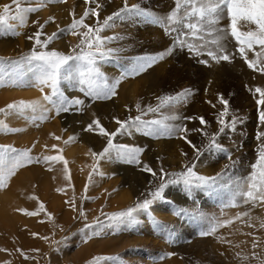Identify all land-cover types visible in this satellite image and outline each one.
Wrapping results in <instances>:
<instances>
[{
  "label": "rangeland",
  "instance_id": "rangeland-1",
  "mask_svg": "<svg viewBox=\"0 0 264 264\" xmlns=\"http://www.w3.org/2000/svg\"><path fill=\"white\" fill-rule=\"evenodd\" d=\"M111 2L113 3V0H96V3L100 5L97 9L99 12V21L97 17L89 15V17L85 19V23L93 28L102 26L104 19L114 13L112 12ZM128 2L129 5L139 4L142 9L150 13L151 17H165L174 9V0H170L165 5L162 4L163 2L160 3L161 1L159 0H128ZM40 3H42V0H22L21 6L37 8V6L41 5ZM96 3L85 4L83 11H87L90 7L95 8ZM11 4L12 0H0V14H2L4 5ZM54 4L61 3L54 2L52 5ZM152 9H154V11ZM75 10L76 9L73 8L71 12L75 13L76 19H80L84 12L81 14L79 11L77 12V10ZM36 12L37 11L27 14L26 26L23 27L19 26L18 21L10 20L9 23L15 29L14 32L0 29V43L6 42L9 48L8 51L11 52L13 56L8 59L4 56L1 59L5 63L0 65V79L3 87H11L16 91L25 90L24 92L36 91L41 95L43 100V96L46 93L50 94V89L45 87L44 91L41 92L38 87L32 85L34 73L28 71V66L26 64H21L17 67L12 62L22 61L23 57L29 55L34 48L39 51L55 50L63 54H72L71 50L75 48L77 52H79L80 49L77 45H80L82 37L79 35H70L61 31V29H67L71 25L73 20L72 15V19L69 18L70 16H66V18L63 16V19L55 18V21L52 22L50 20L51 16L37 17ZM156 13L160 14L157 15ZM11 14H15L14 5L12 6ZM37 21L38 23H36ZM116 21L120 22L119 19ZM138 21H143V18L137 17L135 23H130L129 21L122 22L123 25L118 23L119 27L122 25L120 29L122 28L123 31L126 29L127 25L133 24L132 30L124 32L120 30V34L111 36H120L122 37L121 40L111 43L106 40V47L122 48L123 51L119 53V59H113L102 64H112L120 75L131 66L136 57L157 55L165 52L169 47H173V39L176 36L175 32H173L172 35H166L161 26L150 22H144V26H138ZM228 25L229 21L224 19L221 21L220 27H226ZM41 26H43L42 31ZM139 27L142 31L137 30ZM145 27H150L148 31L155 34H146L143 39L140 33L144 31ZM251 27L253 29L255 28L254 25ZM154 28L158 30L154 31ZM106 29L107 28L99 33L101 37L107 38L104 33ZM247 30V28H242V31ZM38 31H41L40 39L42 41H47L48 37L52 36L53 33L57 34V38H54L48 44L47 49L38 48L34 38V34ZM77 31L84 32L86 29L78 28ZM180 31L181 39H186L187 42L196 45L200 44L199 40H193L190 35L185 37L184 33L187 32V29H181ZM29 37H33V39H29ZM225 44L227 46V51L233 54L231 63L225 61L216 63L207 56L206 51L201 55H196L195 52H191L187 46L183 48H174L172 54L167 56H169V59L175 61L174 63L178 65L179 63L182 64V66L179 65L178 67H185V73L175 70L172 72L170 79L176 80L175 82L185 81L181 87L182 90H179L181 88L177 89L179 90L178 92L184 89H191L195 97L198 95L197 99L199 100H195L196 103L198 102L196 108L200 111L199 108L203 107V114L189 116L198 117L202 115L208 122V126L205 129L206 131L214 133L218 130L219 126L216 122V116L223 110V105L219 103L220 95L228 101L229 117L226 119L230 120L233 116L239 118L240 122L236 124L235 130L230 128L226 129L225 133L218 137V142L229 150L232 160L235 161V165L229 170L230 179L222 181L218 186L210 190H193L191 197H194V200L189 197L182 184L169 185L164 190L165 199L154 200L147 212L138 210L134 213L135 220L133 222L125 220L120 223H115L110 221L108 217L112 214L125 212L135 207L138 202L146 198L152 199L149 193L155 190L161 181L159 179H154L150 173L142 171L141 168L144 165L151 167L159 174L161 167L168 173H179L184 170L183 166L185 164H191L194 160V155L193 149L189 144L187 145L186 143V147H165L167 140L170 141L177 138L162 137L155 139L135 131L132 132V135L120 134L115 137V144L136 146L143 149L140 156L141 164L137 166L136 164H129L123 160H118L113 153L111 157L100 160L97 166L98 171L94 172L93 165L95 164V158L91 153L103 151L107 146V138L99 135L98 129L90 133L85 131V128L88 124L98 119L108 132H115L119 127L115 122L116 119L123 121L129 116L135 117L138 114L136 106L135 108L130 106V111L128 109L130 107H127V105L123 108H120L118 105L122 97L123 99L126 98V94L121 97L117 91V94L110 99L93 100L79 91V85L64 82L60 87L65 92V95L69 98H79L83 100L84 104L82 106L74 107L71 111L61 113L60 115H57L55 111H53V113L50 111L47 113L46 119L39 118L42 115L39 111L36 113H28L25 111L21 116L12 110H8L7 112L10 114L7 116L13 115L14 117H9V123L5 121L4 118L2 120L5 127L0 129V146L15 148L19 151H28L34 159L39 158V162H34L17 169L15 174L8 179L7 186L0 188V199H2L0 203V212H5L6 210L5 213L8 215L13 213L12 219L0 221V229L2 226L0 233H3L0 234V249L6 250L0 251V264H232L233 262L237 264H260L259 260L253 258V253H256L260 257L258 251H253V248H250L247 253L240 254V257L247 256L249 258L248 260H243L238 256L235 257L236 259L227 256L224 250V242L226 239L223 227L219 228L214 234L201 236V232L207 231L213 223L220 222L219 216L223 215L226 210L235 208L230 206L233 191L235 189L233 181H240L242 178H247L251 175V165L254 164L258 158L257 149L262 142L256 137L258 133L264 132V125L259 121V112L261 108L256 104L258 94L254 97L252 93H250L247 95L248 97L244 96L243 98L241 92L235 88V80L232 79V75L226 73L227 75L223 76L222 73H224L223 69L225 68H229L230 70L235 67L246 79H248L247 75H250L252 77V83L260 87H264V74L253 71L247 67L246 63L239 55L238 46L234 38L229 37V39L225 41ZM209 47L211 48L212 46L209 45ZM14 49H16V51ZM255 51H260L258 46ZM248 56L250 59H255L254 52H248ZM201 61H208V63H201ZM185 63L190 66H184ZM152 67H154V65ZM191 69L192 71L194 70V76L193 73L189 72ZM101 70L105 73L104 69L101 68ZM148 72L149 68L144 73L148 74ZM168 74L169 71L167 75ZM105 75L107 76L106 73ZM218 76L221 79H219ZM18 78L20 80L19 83H17ZM134 79L135 76H129L125 79L126 82L122 81V83L125 84V88L131 89L145 84V82L135 83ZM210 80L215 84L208 87L207 83L208 81L211 83ZM227 83H229V85ZM167 87L168 86L164 88L163 91L165 92H163L160 97L175 95L177 93V90L172 92L169 88L170 86ZM222 88H224V90H222ZM215 93L216 95L213 96ZM239 97L242 98L240 99ZM247 98L251 100L248 101ZM20 101L31 102L28 99H20ZM137 101H140L139 103L142 108H146L148 105L156 107L157 104L160 103L159 100H151L149 94L143 100ZM208 101L212 103L209 104ZM18 103L13 102L11 104ZM43 103L47 108L51 107V105H48L46 102ZM202 103L204 105H202ZM245 103H247L248 106H245L247 105ZM212 104H215L216 107H212ZM247 107H250L251 110L253 108V110L251 111ZM244 108L247 109L245 110ZM5 110H7V106ZM121 114L123 116H120ZM169 114L170 112L167 108H162L159 113H149L145 115L143 119H163L164 116ZM33 116L37 118L33 120ZM180 116L182 118L189 117L186 114ZM181 123L186 124L189 129L202 127L198 120L188 121L182 119ZM45 129L46 132H44ZM42 136L47 137V139H43L37 147ZM53 136L60 137L58 141L62 144L61 147H55L50 144V142L53 143ZM85 136L92 137L94 141L84 140ZM25 137L27 138L25 139ZM71 137H76V139L70 140ZM98 137L103 141V144L97 145ZM188 139L197 145H200L202 140L204 143H207V141L202 138L201 133L195 131L188 134ZM26 140L30 144H27ZM66 141L67 143H65ZM159 145H161V147H159ZM172 148H174V150ZM182 152L187 153V156H182L183 163L180 164L177 162L179 161L177 158L179 153L182 155ZM68 153H72V161H79L80 164L77 169L87 171L84 181L85 185L81 195H76L75 191L71 188H69V190L70 192L73 190V193H68L73 195H68V193H66L68 191L67 187L62 185L63 182V184H66V182L67 184L73 182L74 176L68 159L67 173L64 172L63 162H45L43 159L46 156L57 155H62L66 159ZM84 154L87 156H84ZM226 155V153L212 154L205 151L204 154L199 157V160L196 161L195 171L205 176H214L218 174L225 165L231 163V161L225 158ZM173 161H176L178 165L177 163L174 165ZM179 166L181 167L179 168ZM121 167L130 168L129 175L119 170ZM210 172L213 174H210ZM90 175L92 177L91 182H89ZM81 176L80 174L79 177L81 178ZM124 176H127L128 179H124ZM61 181L62 183H60ZM58 182L61 184V188L65 190L64 194L58 192V190L54 188L58 187ZM55 184L57 186H55ZM91 184H97V187L99 185L104 186L105 188L102 187V189H105H103V191L107 194L106 198L102 199L92 194L86 195L87 191H85V189L88 190V188L85 186ZM111 184H113V186L108 190ZM41 185H48L50 192H44L40 189ZM26 190L29 192L27 193ZM41 191L46 193L45 196L47 197L44 198ZM19 193L23 195L19 196ZM55 194L59 195L57 196ZM10 197L11 199H9ZM33 197L36 199H33ZM18 198L20 200H18ZM72 200L75 202L76 211H73L71 205L66 203V201ZM2 201H7L8 204L10 203L11 205L7 204V206H10V209L6 204H3ZM40 203L45 205V210L41 211L39 209ZM237 204L238 206H236V208H240L243 212L249 211V214L251 212L254 213V211L256 213L261 212L264 208V202L260 201L244 204L241 200L238 201ZM4 205L7 208H4ZM21 207L23 210L29 212L35 211L38 214L36 216H27L20 211ZM181 208L189 210L195 209L202 213V215L196 218L186 217L178 214ZM80 211L85 212L87 220L80 217ZM49 214L52 219H49ZM0 216L2 217V215ZM14 216L21 219L13 220ZM98 218L104 226L96 224ZM1 219L2 218H0V220ZM86 224H91L93 227L86 228ZM254 228L260 229L261 227L255 226ZM261 230L264 232V228H261L260 231ZM11 231H13V234ZM93 232L97 234L93 235ZM169 233H172L171 237ZM21 252H23L24 255H21ZM168 253H174V255L168 257ZM98 257L101 259L97 262L96 258Z\"/></svg>",
  "mask_w": 264,
  "mask_h": 264
},
{
  "label": "snow or ice",
  "instance_id": "snow-or-ice-1",
  "mask_svg": "<svg viewBox=\"0 0 264 264\" xmlns=\"http://www.w3.org/2000/svg\"><path fill=\"white\" fill-rule=\"evenodd\" d=\"M58 3H66L67 0H55ZM84 3H96V0H84ZM22 0H12L11 5H4L2 8V14H0V29L4 31H15L12 25L9 23L10 20L18 21L19 26H26L27 14L38 11L35 7H22ZM15 6V14H11L12 6ZM46 5V0H42V5ZM100 5L96 3L95 8H89L83 13L80 19L75 18V13H72L73 20L71 25L67 29H61L70 35H79L82 37L80 45L77 47L80 49L79 52L74 48L72 54H63L55 50L39 51L34 48L29 55L23 57L22 61L12 62L14 65L19 67L21 64L28 66V71L34 73L32 85L38 87L41 92L47 87L50 89V94L46 93L43 96V101L50 108L45 107V104L40 101L24 102L20 101L18 104H10L7 106V110L0 109V113L7 114L8 110H12L18 115H23L25 111L31 110L32 113L40 112L42 115L40 119H46L47 113L55 111L57 115L66 113L77 106H82L84 101L79 98H69L65 95V92L60 87L64 82L69 84L79 85V91L82 92L86 97L93 100H107L117 94V87L120 82L129 76H138L145 72L148 68H151L158 61L165 59L167 55H171L174 48H183L185 46L191 52H195L196 55H201L206 51L207 56L212 61L220 63L221 61L232 62L233 54L227 51L225 41L229 37L234 38L240 57L244 60L247 67L253 71H258L264 74V0H174V9L167 14L165 17H151L150 13L142 9L139 4L129 5L128 0H123V6L113 14L107 16L102 26L93 28L92 26L85 23V19L89 15L97 17L99 21L98 8ZM137 17L143 18L142 22H150L155 25L161 26L166 35H172L173 32L176 36L173 39V47H170L165 52L157 55H145L136 57L131 66L120 75L114 82L109 83L108 77L101 70V65L104 62H109L113 59H119V53L123 51L122 48H110L106 47L107 42H115L121 40L122 37H101L99 33L105 28H112L115 26V21L119 19L120 22L131 21L136 22ZM227 19L229 25L226 27H220L221 21ZM52 22L55 21L54 17H50ZM111 22V23H110ZM38 23V21L36 22ZM254 25L253 29L251 26ZM43 26H41L42 31ZM78 28L86 29L84 32L77 31ZM242 28H247V31H242ZM181 29H187L184 33L185 37L191 36L193 40H199L200 44L187 42L186 39H181ZM41 31L34 34L35 44L38 48L47 49L48 44L57 38V34L53 33L52 36L48 37L47 41L40 39ZM33 39V37H29ZM209 45L212 47L210 48ZM259 47L260 51H255L256 47ZM248 52H254L255 59H250ZM5 63L0 60V65ZM201 63L207 64L208 61H201ZM19 78L17 83H19ZM249 91L255 97L256 104L260 106L261 111L259 112V121L264 125V87L256 86L250 88ZM192 94L191 89H184L176 93L175 95H165L158 97L160 101L156 107L148 105L146 108H142L138 103L136 105L137 115L135 117L129 116L126 120L116 119L115 122L119 125L115 132H108L100 123V121L94 120L88 124L85 128L87 132H94L98 129V134L107 138V146L103 151L96 153L92 152L91 155L95 158V164L93 165V171H98L99 161L105 158H109L112 154H115V158L123 160L129 164H141L140 156L143 149L136 146L128 145H117L114 143V139L117 135L127 134L132 135V132H139L144 136L152 137L155 139L159 138H177L184 140L193 149L194 160L191 164H185L184 170L179 173H168L162 167L160 168L159 174L154 171L151 167L144 165L141 170L148 172L154 179H159L161 183L158 187L149 193L152 199H144L138 202L133 208L128 209L125 212L109 215V220L115 223L123 221L133 222L135 220L134 213L138 210L147 212L150 205L154 200H164V190L169 185L182 184L186 193L190 198L191 193L195 189H212L218 186L222 181L230 179L229 170L235 165V161L232 160L231 153L229 150L218 142V137L225 133L226 129L235 130L236 124L239 118L233 116L230 120L226 119L229 117V106L228 101L224 99L222 95L219 96V103L223 105V110L216 116V122L218 124L217 132L210 133L206 131L208 122L203 116L198 117H181L176 114V109L183 104H186ZM208 103H212L208 101ZM212 107H216L212 104ZM162 108H167L170 112L169 115L164 116L163 119H150L145 120L143 117L149 113H159ZM37 117L33 116L35 120ZM188 121H199L202 126L200 128L189 129L186 124L175 123L180 120ZM5 125L0 122V129H3ZM192 131L199 132L202 138L207 141L204 143L203 140L200 145L193 143L188 139V134ZM261 140V144L257 149L256 162L251 165L252 172L247 178H242L240 181H233L235 189L233 191L231 207L238 206V201H243L244 204L249 202L260 201L264 202V132H260L256 137ZM57 140L60 137H56ZM76 137H71L70 140H75ZM67 143V141L65 142ZM207 151L209 153H226L225 158L231 161L230 164L224 166V168L218 174L214 176H205L198 174L195 171L196 161L199 157ZM187 156V153H181ZM45 162L57 161L63 162L64 172H68V161L62 156H46L43 158ZM38 163L39 158H33L28 151H19L15 148L0 146V188L7 186L8 179L15 174L17 169L25 167L32 163ZM51 170V169H49ZM91 175L89 176V182H91ZM70 182V181H69ZM87 188V186H86ZM59 191V190H58ZM33 199H36L33 197ZM72 207L73 211H76L74 200L66 201ZM41 211L45 210L43 203L39 204ZM21 211L27 216H36L38 213L35 211L29 212L21 209ZM178 214L196 218L202 215L198 210H189L186 208L179 209ZM79 215L81 218L87 220V216L84 211H80ZM249 213L244 211L238 213L234 219L242 220L243 217H248ZM49 219H52L49 214ZM233 219L220 221L213 223L211 227L201 232V236L214 234L219 228L231 225ZM96 224L102 225L99 218ZM111 226V225H107ZM251 226V225H250ZM86 228H92L93 225L86 224ZM260 227L264 228V221L261 222ZM97 233L93 232V235ZM36 235V234H33ZM170 237L172 233H169ZM46 239V238H45ZM228 243H231L228 241ZM258 242L254 239L253 248L258 247ZM239 247V245H236ZM0 251H6L0 249ZM21 255H24L21 252ZM168 257L174 255V253H168ZM253 258L259 260L260 264H264V259H261L256 253H253ZM240 257V254L237 253ZM27 258V257H25ZM243 260H248L247 256L240 257ZM101 258H96L98 262ZM111 259V258H107ZM118 259V258H117Z\"/></svg>",
  "mask_w": 264,
  "mask_h": 264
},
{
  "label": "bare ground",
  "instance_id": "bare-ground-1",
  "mask_svg": "<svg viewBox=\"0 0 264 264\" xmlns=\"http://www.w3.org/2000/svg\"><path fill=\"white\" fill-rule=\"evenodd\" d=\"M6 1V0H5ZM130 1V0H129ZM158 1V0H157ZM159 1H161L160 3H162V4H166L167 2H169L170 0H159ZM55 2V0H46V5L45 6H41L42 5V3H40L41 5L40 6H37V8H39V10L36 12V14H37V17L38 16H41V17H46V16H51V17H54V18H58V19H63V16H64V18H66V16H70L69 18H71V9H76L77 10V12L79 11L81 14L84 12L83 11V9L85 8V3H84V0H67V2L66 3H61V4H54V5H52L53 3ZM98 2V1H97ZM31 3H33V2H31ZM132 3V2H131ZM140 3V2H139ZM159 3V4H160ZM30 5H32V4H30ZM109 5H110V3H109ZM35 6V5H34ZM111 6H112V12H115V11H118L120 8H121V6H123V0H113V3L111 2ZM159 6V5H158ZM161 6V5H160ZM160 9H161V7H160ZM163 9H164V7H163ZM75 10V11H76ZM153 11H154V9H152ZM82 11V12H81ZM110 12V11H109ZM111 12V13H112ZM79 13V14H80ZM154 13V12H153ZM164 13V12H163ZM162 13V14H163ZM80 14V15H81ZM157 14V13H156ZM158 14H160V13H158ZM157 14V15H158ZM62 16V17H61ZM36 17V18H37ZM72 19V18H71ZM70 19V20H71ZM135 19H137V18H135ZM69 21V20H68ZM64 22H65V20H64ZM130 23H133V22H131V21H129ZM66 23V22H65ZM115 23V26L114 27H112V28H107L106 30H105V36L106 37H111V36H113V35H117V34H120V30H122V28L120 29V27L123 25L122 24V22H118V21H115L114 22ZM118 23H120V24H122V25H120V27L118 26ZM126 24V23H125ZM128 24V23H127ZM138 26H144L145 25V23L144 22H142V21H138ZM132 27H133V24H129V25H127L126 26V29L124 30V31H128V30H132ZM148 28H150V27H145L144 28V31L142 32V33H140V36L144 39V36L147 34V35H149V34H155V33H152L151 31H148ZM134 29V28H133ZM137 30L138 31H142L141 29H140V27H139V29L137 28ZM146 30V31H145ZM158 29L157 28H154V31H157ZM123 30H122V32H124ZM133 32V31H132ZM130 34V33H129ZM159 34V33H158ZM130 35H132V34H130ZM134 35V34H133ZM153 37V36H152ZM156 39V38H155ZM160 39V38H159ZM157 45V44H156ZM7 46V44H6V42H1L0 43V60L5 56L7 59L10 57V58H12L13 56H12V53L11 52H9L8 50H9V48H8V46ZM19 48V47H18ZM22 48V47H21ZM170 48V47H169ZM17 49V48H16ZM16 49H14L15 51H16ZM13 50V51H14ZM24 50V49H23ZM155 50V49H154ZM156 51V50H155ZM162 51H163V49H162ZM17 55V54H16ZM169 56H167V58L166 59H164V60H162V61H158L156 64H154V67H152V68H149V72H148V74H145L144 72L143 73H141V74H139L138 76H135V83H137V82H145V84H143L142 86H136V87H134V88H131V89H127V88H125V84H123L122 83V81H125V79L124 80H122L121 82H120V84L118 85V87H117V91H118V93L120 94V96L122 97V96H124V94H126V98L125 99H123V97L119 100V106H120V108H123V107H125L126 105H127V107H133V108H135V106H136V104H138L140 101H137V100H143L144 98H146V96L149 94V96H150V98H151V100H153V101H157L158 100V97H160V95H162L163 94V92H165V91H163L164 90V88L166 87V86H170L169 88H170V90L173 92H175L177 89H179V88H181L182 87V85H183V82H185V81H183V82H181V81H178V82H175L174 81V79L172 80V79H170V76L172 75V72L173 71H175V70H178L179 72H181V73H185V67L184 68H181V67H178L179 65H181L182 66V64L181 63H179V65L178 64H176V63H174L175 61H173V60H171V59H169L168 58ZM189 62V61H188ZM224 65V64H223ZM184 66H190L189 64H186L185 63V65ZM101 68L102 69H104V71H105V73L107 74V76H108V78H109V83H112V82H114L118 77H120V74H119V72H117V70L112 66V64H108V63H106V64H102L101 65ZM200 69V68H199ZM199 69H197V70H199ZM0 70H1V68H0ZM188 70V69H187ZM168 71H169V74L167 75V73H168ZM201 71H202V68H201ZM189 72L190 73H193L194 72V70L192 71V69L191 70H189ZM219 72V71H218ZM223 72L224 73H222V75L224 76V75H227L226 73H228V74H231L232 75V79H234L235 81V88H236V90L238 89L240 92H241V95H243V98H244V96L245 97H248L247 95H249L251 92L249 91V89L250 88H255L257 85L256 84H254V83H252V81H251V76L250 75H247L248 76V79H246L243 75H242V73L239 71V70H237L235 67L234 68H231L230 70H229V68H225V69H223ZM206 75H207V73H206ZM1 76V75H0ZM192 76V75H191ZM190 76V77H191ZM193 76H194V73H193ZM198 76H200V75H198ZM202 76V75H201ZM204 76V75H203ZM181 77H182V75H181ZM184 77V76H183ZM196 77V76H195ZM195 77H193V78H195ZM219 77V76H218ZM222 77V76H221ZM227 77V76H226ZM254 77V76H253ZM192 78V79H193ZM201 78V77H200ZM205 78V77H204ZM224 78V77H223ZM228 78V77H227ZM183 79V78H182ZM189 79V78H188ZM192 79H190V80H192ZM196 79V78H195ZM207 79V78H206ZM219 79H221L220 77H219ZM128 80V79H127ZM194 80V79H193ZM208 80V79H207ZM227 80V79H226ZM132 82H134L133 80H131ZM195 81V80H194ZM211 81V80H210ZM218 81V80H217ZM232 81V80H231ZM126 82V81H125ZM129 82V81H128ZM188 82L190 83V81L188 80ZM213 81H211V83H209V81H208V87L209 86H211V85H213V84H215V83H212ZM221 82H223V81H221ZM2 81H1V79H0V86H1V88H0V109H6V106H8V105H10L11 103H18V102H20V99H28V100H30L31 102H33V101H40L41 103H43L44 101L42 100V98H41V95L38 93V92H24L25 90H20V91H16V90H14V89H12L11 87L9 88V87H3L2 86ZM230 83V82H229ZM229 83H227L228 85H229ZM149 84V85H148ZM195 84V83H194ZM204 84H205V82H204ZM220 84H222V83H220ZM231 84H232V82H231ZM230 84V85H231ZM254 84V85H253ZM191 85V84H190ZM216 86V85H215ZM167 87V88H168ZM197 87V86H196ZM220 87V86H219ZM198 88V87H197ZM226 88V87H225ZM202 89V88H201ZM215 89V88H214ZM168 90V89H167ZM179 90H182V88L181 89H179ZM179 90H177V93H178V91ZM222 90H224V88H222ZM226 91V90H225ZM214 92H215V90H214ZM230 93V92H229ZM167 94V93H166ZM246 94V95H245ZM165 95V94H164ZM202 95V94H201ZM214 95H216V93L215 94H213V96ZM238 96V95H237ZM197 97H198V95H197ZM197 97H195V95H194V92L192 91V94H191V96H190V98L188 99V101H187V103L186 104H183V105H180L175 111H176V114H178V115H184V114H186V115H196V114H203V107L202 108H199L200 109V111H198V108H196V104L198 103H196L195 102V100L197 99ZM206 97V96H205ZM251 97H253V96H251ZM240 98V97H239ZM242 98V97H241ZM240 98V99H241ZM212 99H213V97H212ZM197 100H199V99H197ZM211 100V99H210ZM244 100V99H243ZM246 100V99H245ZM247 100H248V98H247ZM251 100V99H250ZM250 100H248V101H250ZM148 101V100H147ZM234 101V100H233ZM145 102V101H144ZM203 102V101H202ZM218 102V101H217ZM245 102H247V101H245ZM155 103V102H154ZM157 103V102H156ZM240 103V102H239ZM249 103V102H248ZM44 104V103H43ZM128 104H129V106H128ZM140 104V103H139ZM142 104V103H141ZM149 104V103H148ZM200 104V103H199ZM210 104V103H209ZM245 104H247V103H245ZM250 105H252L251 103H249ZM202 105H204L203 103H202ZM201 105V106H202ZM245 106H248V104L247 105H245ZM254 106V105H253ZM45 107H47L46 105H45ZM131 107L130 108H128L129 110L131 109ZM248 109H250L251 110V108L250 107H247ZM246 108V109H247ZM245 109V108H244ZM245 109V110H246ZM244 110V111H245ZM252 110H253V108H252ZM251 110V111H252ZM128 111V110H127ZM131 111V110H130ZM133 111V110H132ZM27 112L28 113H30L31 112V110H27ZM121 112V111H120ZM135 112V111H134ZM52 113H53V111H52ZM10 113H8L7 112V114H3V113H0V122H2V120H3V118H4V120L5 121H7L8 123L10 122V120H9V117H12V116H7V115H9ZM125 114V113H124ZM128 114V113H127ZM251 114V113H250ZM245 115V114H244ZM120 116H123L122 114L120 115ZM202 116V115H201ZM14 117V116H13ZM175 123H181V120L180 121H176ZM52 125H53V123H52ZM51 126V125H50ZM45 127H46V125H45ZM47 128V127H46ZM78 128V127H77ZM215 129V128H214ZM44 130V129H43ZM42 130V131H43ZM49 130V129H48ZM78 130V129H77ZM41 131V132H42ZM76 131V130H75ZM40 132V131H39ZM44 132H46V129H45V131ZM43 132V133H44ZM36 133H37V131H36ZM50 133V132H49ZM41 134V133H40ZM199 136V135H198ZM56 137H59V136H53V143H51L50 142V144H52L53 146H55V147H61L62 146V144H60V141H58L57 139H56ZM63 137H64V135H63ZM27 137H25V139H26ZM31 138V137H30ZM43 139H47V137H44V136H42V138H41V140L39 141V143H38V145H37V147L39 146V144H40V142L43 140ZM50 139V138H49ZM84 140H90V141H94V139L92 138V137H87V136H85L84 137ZM194 140V139H193ZM23 142V141H22ZM46 142H47V140H46ZM193 142V141H192ZM19 143V142H18ZM26 143L27 144H30V143H28V141L26 140ZM62 143V142H61ZM50 144H48V145H50ZM99 144H103V141H101L100 140V137H98V139H97V145H99ZM78 145V144H77ZM188 145V144H187ZM190 146V145H189ZM50 147V146H49ZM159 147H161V145H159ZM163 147V146H162ZM165 147H186V142L184 141V140H179V139H172V140H170V141H168L167 140V144H166V146ZM76 148H77V146H76ZM174 148H172L173 150H174ZM71 149V148H70ZM73 150H74V148H73ZM72 150V151H73ZM71 151V152H72ZM76 151V150H75ZM88 151V150H87ZM67 152V151H66ZM170 152V151H169ZM87 154V153H86ZM86 154H84V156H87ZM169 155H171V154H169ZM174 155H175V153H174ZM179 156H178V158H177V160H179V161H177L178 163H180V164H182L183 163V159H182V156L183 155H180V153L178 154ZM171 156H173V155H171ZM170 156V157H171ZM174 157V156H173ZM175 157H177V156H175ZM72 153H68L67 154V156H66V160L68 159V161L70 162V164H71V170H72V174H73V182H70V183H68L67 184V182H66V184H63L62 183V181L60 182V183H62V185L64 186V187H67V189H68V191L66 192V193H68V192H70V190H69V188H71V189H73L74 191H75V193H76V195L78 194H80L81 195V192H82V190L84 189V185H85V183H84V181H85V177H86V175H87V171H85V170H81V169H77V167H78V165L80 164L79 163V161L78 160H76V161H72ZM78 158V157H77ZM174 159V158H173ZM172 159V160H173ZM171 160V161H172ZM186 160V159H185ZM174 162L173 161V163H174V165H175V163H177V162ZM184 162H186V161H184ZM172 163V162H171ZM178 163H177V165H178ZM179 164V165H180ZM173 165V164H172ZM182 166V165H181ZM181 166H179V168L181 167ZM207 168V167H206ZM119 169V168H118ZM129 169L130 168H127V167H121L119 170H121V171H124V174H127V175H129V173H130V171H129ZM80 170V171H79ZM105 170V169H104ZM103 170V171H104ZM241 171V170H240ZM245 171V170H244ZM80 172V173H79ZM220 172V171H219ZM80 174L82 175L81 176V178L79 177L80 176ZM210 174H213V173H211L210 172ZM247 174V173H246ZM124 179H128L127 178V176H124ZM59 182L57 183V185H58V187H54L56 190H59L58 192H62L63 194H64V191L65 190H63L62 188H61V184H60ZM96 183V182H95ZM71 184H74V185H71ZM56 184H55V186H57ZM97 185V184H96ZM95 184H91V185H88L87 186V188H88V190H86L85 189V191H87V193H86V195H89V194H92V195H96V197L98 196V197H100V198H102V199H104V198H106V196H107V194L105 193V191H103V189L105 188L104 186H102V185H99L98 187L96 186ZM112 186H113V184H111V187L110 188H108V190H110L111 188H112ZM76 187V188H75ZM86 187V186H85ZM102 187H104L103 189H102ZM107 188V187H106ZM40 189H42L44 192H48L49 190H50V188H49V186L48 185H41V187H40ZM29 190V189H28ZM63 190V191H62ZM73 190L70 192V193H73ZM105 190V189H104ZM113 190L115 191V189H114V187H113ZM27 191V190H26ZM43 191H41L42 193H43ZM107 191V190H106ZM25 192V191H24ZM23 192V193H24ZM29 191H27V193H28ZM50 192V191H49ZM52 192V191H51ZM55 192V191H54ZM84 192V191H83ZM108 192H110V191H108ZM118 192H120V191H118ZM70 193H68V195H73V194H70ZM20 195L19 196H21V195H23V194H21V193H19ZM25 194H26V192H25ZM24 194V195H25ZM53 194V193H52ZM60 194V193H59ZM59 194H55V195H59ZM112 194V193H111ZM43 195H44V198L45 197H47V196H45L46 195V193H43ZM54 195V196H55ZM26 196V195H25ZM109 196V195H108ZM14 197V196H13ZM24 197V196H23ZM77 197V196H76ZM80 197V196H79ZM113 197V196H112ZM1 198V197H0ZM6 198H8V197H6ZM25 198V197H24ZM56 198V197H55ZM78 198V197H77ZM88 198V197H87ZM111 198V197H110ZM125 198V197H124ZM9 199H11V197L9 198ZM15 199V198H14ZM1 200L2 199H0V203H1ZM18 200H20L19 198H18ZM11 201V200H10ZM105 201V200H104ZM103 201V202H104ZM3 202V204H6V206H7V201H2ZM23 202V201H22ZM2 204V205H3ZM112 204V203H111ZM8 205H11L10 203L8 204ZM61 205V204H60ZM62 206V205H61ZM113 206V205H112ZM264 206V205H263ZM4 208H9L10 206H7V207H5V205L3 206ZM80 208V207H79ZM10 209V208H9ZM16 209V208H15ZM21 209H22V207H21ZM3 210V209H2ZM254 210V209H253ZM21 211V210H20ZM5 212H6V210H5ZM4 211L2 212H0V215H2V217L0 216V218H2L0 221H4V219H6V220H9V219H12V215H13V213L11 214V215H8L7 213H5ZM243 211L240 209V208H234V209H228V210H226L224 213H223V215H221V216H219V221H225V220H228V219H233V223L231 224V225H228V226H224L223 227V229H224V231H225V242L224 241H222V242H224V250H225V253H226V255L227 256H229V257H231L232 259L233 258H235V257H237V253H239V254H243V253H247L248 252V250L251 248H253L252 247V245H253V241H254V239L258 242V247H256V248H253L252 250L253 251H258V253L260 254V258H263V256H264V232L261 230L260 231V229L262 228H260V229H258V228H254L255 226L256 227H260V224H261V222L262 221H264V208L261 210V212H258V213H256L255 211H254V213L253 212H251L250 214H249V216L248 217H243L242 218V220H235L234 219V217L238 214V213H242ZM249 212V211H248ZM20 214V213H19ZM19 217H21V216H19ZM19 220V219H21V218H16V216H14L13 217V220ZM23 219V218H22ZM141 219H142V217H141ZM145 221V220H144ZM11 222V221H10ZM16 222V221H15ZM22 222V221H21ZM2 223V222H1ZM4 223H6V222H4ZM18 223V222H17ZM1 225V224H0ZM251 225V226H250ZM15 227V226H14ZM255 229H256V232H255ZM0 230H2V226H1V229ZM11 230V229H10ZM13 230V229H12ZM1 232H3V231H1ZM12 232V234H13V231H11ZM227 233V234H226ZM0 234H3V233H0ZM9 234V233H8ZM1 236V235H0ZM228 241H230L231 243H228ZM236 245H239V247H236ZM236 259V258H235ZM264 259V258H263ZM238 260V259H237ZM21 264H23V263H21ZM232 264H237L236 262H233Z\"/></svg>",
  "mask_w": 264,
  "mask_h": 264
}]
</instances>
